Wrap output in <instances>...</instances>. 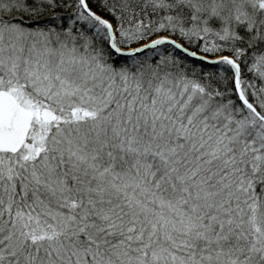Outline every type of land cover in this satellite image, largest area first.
I'll use <instances>...</instances> for the list:
<instances>
[{
  "label": "snow or ice",
  "instance_id": "6c2138e0",
  "mask_svg": "<svg viewBox=\"0 0 264 264\" xmlns=\"http://www.w3.org/2000/svg\"><path fill=\"white\" fill-rule=\"evenodd\" d=\"M0 264H264V0H0Z\"/></svg>",
  "mask_w": 264,
  "mask_h": 264
}]
</instances>
